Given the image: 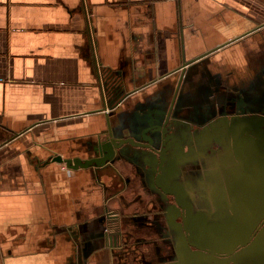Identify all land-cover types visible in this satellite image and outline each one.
<instances>
[{
    "label": "crops",
    "instance_id": "obj_1",
    "mask_svg": "<svg viewBox=\"0 0 264 264\" xmlns=\"http://www.w3.org/2000/svg\"><path fill=\"white\" fill-rule=\"evenodd\" d=\"M105 78L135 90L108 112ZM175 83L262 105L264 0H0V264H83L86 247L87 264H110L105 190L55 155L95 152L106 113L131 133Z\"/></svg>",
    "mask_w": 264,
    "mask_h": 264
},
{
    "label": "flooded vegetation",
    "instance_id": "obj_2",
    "mask_svg": "<svg viewBox=\"0 0 264 264\" xmlns=\"http://www.w3.org/2000/svg\"><path fill=\"white\" fill-rule=\"evenodd\" d=\"M181 85L152 91L129 134L114 135L108 117L99 141L113 155L88 166L116 221L103 231L104 255L110 264H178L182 254L194 264H262L264 103L248 106L224 89L189 100ZM133 91L113 84L111 98ZM91 151L86 159L100 157ZM120 159L128 172L115 166Z\"/></svg>",
    "mask_w": 264,
    "mask_h": 264
},
{
    "label": "water",
    "instance_id": "obj_3",
    "mask_svg": "<svg viewBox=\"0 0 264 264\" xmlns=\"http://www.w3.org/2000/svg\"><path fill=\"white\" fill-rule=\"evenodd\" d=\"M210 51H212V50H210ZM210 51H206L204 54L209 53ZM204 54H202V55H200L198 57H201ZM198 57H195V58H192L190 60H187L182 65L189 64L190 62L194 61ZM102 84H103V87H102L101 93H102V98H103L104 103L102 104L101 108H99L98 110L99 111H107L108 112L112 107H114V105L116 103H119L125 97V94L122 97H119V98L118 97H114V99H113V98H111V88L113 87V84H109V82L107 81L106 78H105V82H103ZM105 94L107 95V98H105ZM262 116L264 118V114H262ZM105 122H106V127L109 128V120H108L107 113L105 114ZM262 130H263V133H264V125H263ZM108 133L110 135V133H111L110 130H108ZM262 144L264 145V141H263ZM97 149H98L99 155H100V157H98V158L81 159L80 157H74V158H68V159L66 158V159L63 160L61 156L55 155L54 159L65 162L66 165L68 167H71V168H76L78 166L87 167V166H90L93 162H94L95 166H97V167L98 166H103L104 164H106L111 159V157L113 155L112 143L109 140H106V139L101 140L97 144ZM100 183H101V180H100ZM260 187L264 188V180H263V182H261ZM263 200H264V196H263ZM260 209H261L262 212H264V205L262 204V202H261ZM101 219H105L106 222L108 224H110V226H112V227L114 226V222H116L115 221V216L112 215V213H109V212H105L101 216ZM235 234L236 233H233L232 236H235ZM105 236H106L107 244L110 245V243H111L110 242L111 235L108 234V233H105ZM102 238L104 240V235H102ZM217 241H218V238H217ZM226 244H229V241H227ZM224 249L228 253L232 251L231 248H224ZM182 251H184V249ZM185 254H186V252H185ZM193 254H195V253H193ZM183 257L184 256L182 254V256L180 257V261L181 260L182 261L179 262L178 264H194L191 261L184 260ZM263 257H264V255H263ZM262 264H264V258H263Z\"/></svg>",
    "mask_w": 264,
    "mask_h": 264
}]
</instances>
